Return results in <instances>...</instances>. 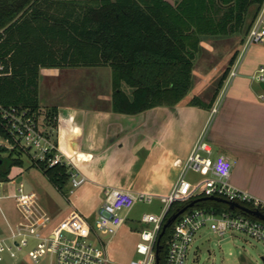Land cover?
<instances>
[{
	"label": "trees",
	"instance_id": "16d2710c",
	"mask_svg": "<svg viewBox=\"0 0 264 264\" xmlns=\"http://www.w3.org/2000/svg\"><path fill=\"white\" fill-rule=\"evenodd\" d=\"M263 0H0V106L43 116L52 134L56 109H42V68L109 67L112 109L138 114L185 100L193 87V70L202 43L247 34ZM249 17L251 20L249 21ZM236 56L231 59L234 63ZM223 75L220 85L228 76ZM190 102L200 105L193 97ZM0 116V136L13 137ZM5 150V149H4ZM2 149V151H4ZM18 149L0 157V181L23 163ZM65 196L70 171L31 161ZM190 202V201H189ZM188 201L171 205L167 219ZM192 209L238 213L224 202L200 200ZM264 212V210H263ZM169 227L160 241L159 263L165 264Z\"/></svg>",
	"mask_w": 264,
	"mask_h": 264
},
{
	"label": "crops",
	"instance_id": "0c3cea01",
	"mask_svg": "<svg viewBox=\"0 0 264 264\" xmlns=\"http://www.w3.org/2000/svg\"><path fill=\"white\" fill-rule=\"evenodd\" d=\"M245 36L237 37V46L224 52L228 59L222 64L196 60L190 97L138 114L113 111L109 67L42 68L40 105L57 113L52 136L58 150L86 177L80 187L69 188V193L76 191L77 197L83 198L79 208L68 210L60 218L72 212L84 216L80 209L90 220L99 213L104 192L111 187L149 193L162 200L180 175L181 166L175 162L186 161L202 134L216 157L223 155L231 162L229 183L264 202V84L255 78L264 66V47L251 48L236 75L230 77L234 67L231 59L237 58ZM206 45L202 43L200 53L210 56L212 51H219V46L209 44V49ZM193 97L202 104H192ZM0 213L1 237L18 216L13 222L1 208Z\"/></svg>",
	"mask_w": 264,
	"mask_h": 264
},
{
	"label": "built area",
	"instance_id": "2783aa9c",
	"mask_svg": "<svg viewBox=\"0 0 264 264\" xmlns=\"http://www.w3.org/2000/svg\"><path fill=\"white\" fill-rule=\"evenodd\" d=\"M255 43H264V0L245 36L241 56ZM239 63L237 61L234 65L231 78L236 75ZM2 72L4 66L0 64V73ZM255 78L264 83V66L260 67ZM215 111L216 108L213 112ZM0 116L5 121L6 130L14 139L11 142L10 139L0 136V145L5 144L10 150L18 147L32 162L41 163L45 167L65 165L70 171L71 189L86 182V177L75 170L71 160L58 150L54 137L43 125V118L40 121V118L25 111L1 106ZM212 156V147L202 134L186 161L183 164L180 161L175 162L177 166H181L180 175L171 193L162 199L161 213L145 214L141 218L142 223L152 226L139 233L136 257L129 264H156L158 238L170 207L175 202L191 203L204 197H216L264 213L263 201L229 183L231 162L223 155L215 158ZM189 172L200 173L204 178L193 183L187 178ZM104 196L103 205L94 223L78 212H72L55 224L52 216L40 205L37 194L33 191L26 193L23 185L18 184L14 198L18 220L13 225L8 224V233L0 237V264L5 257L15 259L18 256L29 258L33 264H110L108 245L100 234L115 235L137 203L151 204L156 197L149 193H133L113 187L107 188ZM123 210L126 211L124 216L121 215ZM237 210L238 213L220 214L203 209L185 211L173 224L165 264H185L195 235L205 226H209L220 236L229 231H237L264 243V221ZM91 238L90 242L86 240Z\"/></svg>",
	"mask_w": 264,
	"mask_h": 264
},
{
	"label": "rangeland",
	"instance_id": "374dc122",
	"mask_svg": "<svg viewBox=\"0 0 264 264\" xmlns=\"http://www.w3.org/2000/svg\"><path fill=\"white\" fill-rule=\"evenodd\" d=\"M250 20L251 17H249V21ZM237 37H241V35L207 40V48L210 47L209 44L219 46V51H212L210 56H206L204 52L199 53V61L214 62L216 65H218V63H224L228 59L226 58L228 54L225 55L224 52L237 46ZM257 46L264 47V43L252 44L246 50L244 55L241 56L244 49V44H242L239 47V53L234 61V65L237 61L240 62L244 60L248 51ZM190 96L191 93L188 94L187 98ZM42 118L43 116L40 117V121H42ZM44 127H46L45 124ZM2 149L5 150L2 151ZM10 151L13 150L7 148L5 144L0 145L1 158L5 157ZM215 157L216 154H213L212 158ZM22 161L23 163L21 165H15L11 168L8 177L9 180L2 181L0 186L2 196H6L0 199V208L8 219L14 222L18 216L14 199L18 188V184L14 178L18 176H22L24 179L31 182L34 186V192L39 198L40 205L47 210L52 217L54 216L53 220L55 224L62 220L60 216L68 210L79 208V202L83 201V198L77 197L76 191L75 193H68L66 197L62 196L57 189L50 184L41 170L31 167V159L29 156L24 154L22 156ZM187 178L191 182L197 183L204 178V175L189 172ZM162 207L163 202L160 199H154L151 204L139 202L135 205L129 218H127L122 229L118 233L113 237L111 234H100V237L108 245L107 252L111 261L110 264H129V262L136 257L135 248L139 241L138 233L144 229H149L152 226L142 223L141 218L145 214L159 215ZM79 212L84 214V216L87 215L80 209ZM125 214L126 211L123 210L121 215L124 216ZM97 216L98 212L89 221L94 223ZM86 240L90 242L92 241V238ZM22 258V256H18L15 259L5 257L2 264H19ZM21 264H33V262L29 258L24 257ZM185 264H264V243L237 231H229L223 236H220L217 233H214L209 226H205L195 235V238L188 249Z\"/></svg>",
	"mask_w": 264,
	"mask_h": 264
},
{
	"label": "water",
	"instance_id": "95a60500",
	"mask_svg": "<svg viewBox=\"0 0 264 264\" xmlns=\"http://www.w3.org/2000/svg\"><path fill=\"white\" fill-rule=\"evenodd\" d=\"M263 87H264V85H263ZM16 182H17V184H22L23 185L24 191L26 193H29V192H31L33 190V187L30 185V183L26 179H23V177H19ZM200 200H215V201H219V202H224V203H226L229 206V208L231 210L240 209L244 213H247L249 215H252V216H254V217H256V218L264 221V213H262V212H260L258 210L249 209V208H247L245 206L240 205L237 202L227 201V200H224V199H221V198H216V197H204V198L196 199V200L192 201L191 203H189L188 205H186L185 207H183L182 209H179L178 211H176L175 213H173L166 220L165 224L163 225L162 231H161V233L159 235L158 242H157V248H156L157 249L156 264H160L159 263V256H158L159 249L161 247L160 241H161L162 237L164 236V234L166 233L167 229L174 224V222L177 220V218L181 214H183L189 208H192L195 205V203L197 201H200Z\"/></svg>",
	"mask_w": 264,
	"mask_h": 264
}]
</instances>
